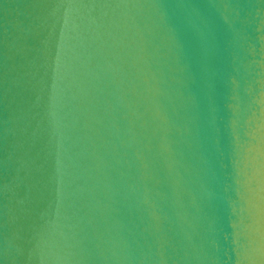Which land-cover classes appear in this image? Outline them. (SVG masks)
Listing matches in <instances>:
<instances>
[{
    "label": "water",
    "instance_id": "obj_1",
    "mask_svg": "<svg viewBox=\"0 0 264 264\" xmlns=\"http://www.w3.org/2000/svg\"><path fill=\"white\" fill-rule=\"evenodd\" d=\"M0 264H264V0H0Z\"/></svg>",
    "mask_w": 264,
    "mask_h": 264
}]
</instances>
